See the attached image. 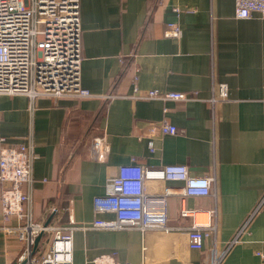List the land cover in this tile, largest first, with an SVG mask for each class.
Returning <instances> with one entry per match:
<instances>
[{
    "label": "crops",
    "instance_id": "1",
    "mask_svg": "<svg viewBox=\"0 0 264 264\" xmlns=\"http://www.w3.org/2000/svg\"><path fill=\"white\" fill-rule=\"evenodd\" d=\"M80 18L81 85L95 97H0V137L34 149V181L23 188L35 219L75 225V264L102 254L132 264H264V17L237 18L235 0H81ZM171 24L178 38L166 36ZM218 84L230 99L212 110ZM135 88L197 99L134 100ZM163 123L177 133H161ZM131 163L185 165L213 189L184 196V183L167 182L168 229L82 228L96 218L94 198ZM161 189L150 185L149 199ZM184 209L208 218L202 250L189 247ZM3 235L0 264H17L18 244ZM46 243L42 236L38 247Z\"/></svg>",
    "mask_w": 264,
    "mask_h": 264
},
{
    "label": "built area",
    "instance_id": "2",
    "mask_svg": "<svg viewBox=\"0 0 264 264\" xmlns=\"http://www.w3.org/2000/svg\"><path fill=\"white\" fill-rule=\"evenodd\" d=\"M236 16L250 19L254 14L264 17V0H235ZM81 0H0V97L24 95L31 100L43 96L73 98L77 100L95 97L81 85L82 27ZM167 37L178 38L180 28L171 24ZM208 99L212 110L229 101V88L218 84ZM134 100L194 101L197 98L182 92L160 93L157 90L140 92L134 89ZM161 133L175 135L176 126L160 124ZM102 140L94 146L99 148ZM151 150L153 142L148 143ZM34 149L27 144H9L0 137V221L16 219L17 225H0V233L18 244L17 264H75V225L46 226L35 219L32 196L24 186L32 185ZM167 182L184 183V196H208L213 189V179L192 177L185 165H165L150 168L131 163L120 166L116 176L108 180L107 192L93 200L96 218L84 229H168L165 197L171 194ZM155 185L153 200L149 199V187ZM161 197V198H160ZM54 210V209H53ZM102 214H113L115 219L104 220ZM204 213L184 209L181 218H188L192 225L188 232L189 247L202 250L205 239L211 235L208 218ZM245 229L229 244L236 243ZM45 236L46 247L34 249L36 239ZM12 245V246H13ZM264 261V251L259 252ZM87 264L120 263L113 255L102 254Z\"/></svg>",
    "mask_w": 264,
    "mask_h": 264
},
{
    "label": "water",
    "instance_id": "3",
    "mask_svg": "<svg viewBox=\"0 0 264 264\" xmlns=\"http://www.w3.org/2000/svg\"><path fill=\"white\" fill-rule=\"evenodd\" d=\"M49 223H50V221H48L45 225L48 226ZM41 238H42V235H40V236L36 239V241H35V246H34V249H35V250L37 249V247H38V245H39V242H40Z\"/></svg>",
    "mask_w": 264,
    "mask_h": 264
},
{
    "label": "bare ground",
    "instance_id": "4",
    "mask_svg": "<svg viewBox=\"0 0 264 264\" xmlns=\"http://www.w3.org/2000/svg\"><path fill=\"white\" fill-rule=\"evenodd\" d=\"M200 217L203 218V219L207 218L206 215H200V216H199V219H200Z\"/></svg>",
    "mask_w": 264,
    "mask_h": 264
},
{
    "label": "rangeland",
    "instance_id": "5",
    "mask_svg": "<svg viewBox=\"0 0 264 264\" xmlns=\"http://www.w3.org/2000/svg\"><path fill=\"white\" fill-rule=\"evenodd\" d=\"M200 218H201V217H200ZM78 262H79V261H78ZM78 262H77L76 264H79Z\"/></svg>",
    "mask_w": 264,
    "mask_h": 264
}]
</instances>
